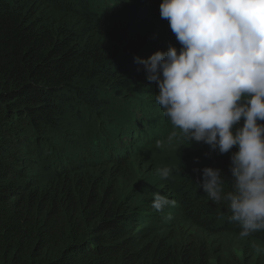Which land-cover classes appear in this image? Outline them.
Masks as SVG:
<instances>
[{
  "label": "trees",
  "instance_id": "obj_1",
  "mask_svg": "<svg viewBox=\"0 0 264 264\" xmlns=\"http://www.w3.org/2000/svg\"><path fill=\"white\" fill-rule=\"evenodd\" d=\"M162 2L0 0V264H264L197 184L231 153L182 157L162 212L129 191L163 120L139 61L181 47Z\"/></svg>",
  "mask_w": 264,
  "mask_h": 264
},
{
  "label": "clouds",
  "instance_id": "obj_2",
  "mask_svg": "<svg viewBox=\"0 0 264 264\" xmlns=\"http://www.w3.org/2000/svg\"><path fill=\"white\" fill-rule=\"evenodd\" d=\"M160 16L181 47L139 62L187 147L231 153V183L221 169L205 167L197 184L212 202H227L240 237H248L264 229V0H163ZM156 172L167 179L170 169ZM175 203L157 193L152 207L162 212Z\"/></svg>",
  "mask_w": 264,
  "mask_h": 264
},
{
  "label": "rangeland",
  "instance_id": "obj_3",
  "mask_svg": "<svg viewBox=\"0 0 264 264\" xmlns=\"http://www.w3.org/2000/svg\"><path fill=\"white\" fill-rule=\"evenodd\" d=\"M172 35L174 34L172 33ZM163 111L160 106L159 112L163 120L157 121L160 125H155V134H151L149 139V145L152 147L151 150L148 154L140 157L144 158L143 160L138 159L135 161V166H131V169L136 173L137 179L141 183L137 184L136 181L133 182L129 191L137 189V191H141L150 200H154V194H161L159 189L164 180L158 177L156 170L168 168L170 169L168 177H171L172 170L177 166L179 160L186 155L195 156L198 152L197 147L200 145L194 143L191 147H187L189 146L187 138L182 134L180 129L171 124V121L163 115ZM173 132L176 133L175 136H172ZM137 166H139L138 170ZM153 170H155V173L151 174ZM161 195L167 196V193ZM143 200L144 198L141 199V201Z\"/></svg>",
  "mask_w": 264,
  "mask_h": 264
},
{
  "label": "bare ground",
  "instance_id": "obj_4",
  "mask_svg": "<svg viewBox=\"0 0 264 264\" xmlns=\"http://www.w3.org/2000/svg\"><path fill=\"white\" fill-rule=\"evenodd\" d=\"M130 2H131V1H130ZM148 139H150V137H149Z\"/></svg>",
  "mask_w": 264,
  "mask_h": 264
}]
</instances>
